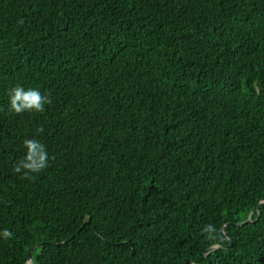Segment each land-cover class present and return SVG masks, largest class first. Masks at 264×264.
<instances>
[{
  "label": "trees",
  "instance_id": "1",
  "mask_svg": "<svg viewBox=\"0 0 264 264\" xmlns=\"http://www.w3.org/2000/svg\"><path fill=\"white\" fill-rule=\"evenodd\" d=\"M262 201L264 0H0V264H264Z\"/></svg>",
  "mask_w": 264,
  "mask_h": 264
},
{
  "label": "clouds",
  "instance_id": "2",
  "mask_svg": "<svg viewBox=\"0 0 264 264\" xmlns=\"http://www.w3.org/2000/svg\"><path fill=\"white\" fill-rule=\"evenodd\" d=\"M9 108L12 113L22 114L25 112L43 113L45 106L51 101L48 96L43 95L38 89L28 88L17 85L8 92ZM42 127L37 132L42 133ZM26 149L25 156L13 167L15 173H22L24 178L33 179V174L42 172L49 166V156L46 146L36 139H26L24 141ZM208 233V239L214 240V229L207 226L204 229ZM0 236L4 239H10L12 233L8 229L0 231Z\"/></svg>",
  "mask_w": 264,
  "mask_h": 264
},
{
  "label": "water",
  "instance_id": "3",
  "mask_svg": "<svg viewBox=\"0 0 264 264\" xmlns=\"http://www.w3.org/2000/svg\"><path fill=\"white\" fill-rule=\"evenodd\" d=\"M264 204V202L262 201L258 207H257V211L260 212V206ZM255 210H253V212L250 214L248 220L244 223H241L239 225H245L247 223H251L253 221V214H254ZM42 244H37L35 246H33L29 251H28V255H29V258H28V263L27 264H34V257H33V252L35 251L36 248L40 247ZM221 248H225L224 246H221V245H216V246H213L211 247L207 254H209L210 252L214 251V250H217V249H221ZM185 263L188 264V260H185Z\"/></svg>",
  "mask_w": 264,
  "mask_h": 264
}]
</instances>
